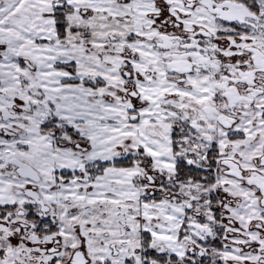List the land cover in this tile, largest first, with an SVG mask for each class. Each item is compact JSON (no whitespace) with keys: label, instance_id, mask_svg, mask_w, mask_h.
<instances>
[{"label":"snow or ice","instance_id":"snow-or-ice-1","mask_svg":"<svg viewBox=\"0 0 264 264\" xmlns=\"http://www.w3.org/2000/svg\"><path fill=\"white\" fill-rule=\"evenodd\" d=\"M0 264H264V0H0Z\"/></svg>","mask_w":264,"mask_h":264}]
</instances>
